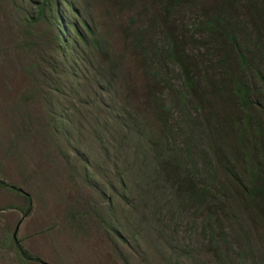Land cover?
<instances>
[{
  "label": "rangeland",
  "instance_id": "1",
  "mask_svg": "<svg viewBox=\"0 0 264 264\" xmlns=\"http://www.w3.org/2000/svg\"><path fill=\"white\" fill-rule=\"evenodd\" d=\"M70 1L81 4L84 17L89 14L106 25L105 37L118 59L105 102L94 85L98 69L103 70L94 51L76 44L60 56L55 27L45 19L35 22L33 2L0 0V179L25 193L0 187V264H40L22 258L14 236L47 264H218L203 244V219L177 210L166 194L163 204L161 194L144 195L148 188L141 183L132 140L121 142L118 136L129 113L148 132L159 128L145 108L144 70L133 68L131 45L115 22L135 15L139 26H147L154 10L126 6L121 19L108 9L113 0ZM180 18L189 19L190 13ZM76 53L87 62L73 66L70 57ZM168 71L179 80L175 66ZM217 172L216 187L228 185V175ZM26 194L32 209L25 217ZM166 204L172 211L164 207L165 214L160 213L156 206ZM240 214L239 224L249 229L264 258L260 228H252L248 215ZM178 245L192 258L174 254L170 247Z\"/></svg>",
  "mask_w": 264,
  "mask_h": 264
},
{
  "label": "trees",
  "instance_id": "2",
  "mask_svg": "<svg viewBox=\"0 0 264 264\" xmlns=\"http://www.w3.org/2000/svg\"><path fill=\"white\" fill-rule=\"evenodd\" d=\"M30 1L37 7L35 22L45 19L55 27L54 47L60 56L66 57L76 44L94 51L103 69H98L94 85L105 102L106 87L119 66L103 31L106 25L89 14L84 17L76 1ZM107 5L121 19L126 6L154 10V21L147 26H139L135 15L125 25L115 21L131 45L133 68L144 70L145 108L151 109L159 127L148 132L135 113L120 122L118 136L121 142L132 140L135 165L148 188L144 195L161 194L163 204L166 194L177 210L203 219V244L218 264H261L264 258L238 218L245 213L249 225L260 228L257 239L264 251V0H113ZM180 11L190 18L183 21ZM76 54L70 57L73 66L87 62ZM172 66L179 80L169 74ZM218 168L230 178L219 188ZM0 187L24 193L1 179ZM25 199L26 217L32 204L30 195ZM164 207L172 211L167 204L156 206L165 214ZM13 241L22 258L47 264L15 236ZM170 248L192 258L182 246Z\"/></svg>",
  "mask_w": 264,
  "mask_h": 264
}]
</instances>
